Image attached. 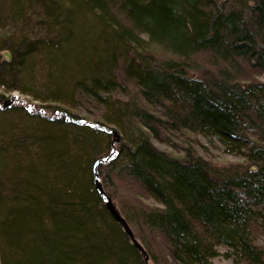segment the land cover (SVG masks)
<instances>
[{"label":"trees","instance_id":"1","mask_svg":"<svg viewBox=\"0 0 264 264\" xmlns=\"http://www.w3.org/2000/svg\"><path fill=\"white\" fill-rule=\"evenodd\" d=\"M261 76L264 0H0V90L102 112L95 126L0 94V264H210L220 247L264 264ZM199 136L243 160L199 155ZM95 174L157 205L119 206L149 262Z\"/></svg>","mask_w":264,"mask_h":264},{"label":"rangeland","instance_id":"2","mask_svg":"<svg viewBox=\"0 0 264 264\" xmlns=\"http://www.w3.org/2000/svg\"><path fill=\"white\" fill-rule=\"evenodd\" d=\"M191 73L193 76H202L203 75V71H192ZM258 80L264 81V77L261 76L258 78ZM0 94L6 95L8 100L14 98V101L12 103V105H14V106L24 107L26 105L31 110H33V111L35 110L36 113H40L41 115H45V116L47 115V117H49V116L50 117L51 116L61 117V115H62L61 112L67 111L69 114H72L73 116H75V118L81 119V121L83 120V122L90 123L91 125H95V126L98 125L97 121L102 119L101 108L97 107L93 103H89L86 101H83L80 106L73 107L69 104H58V103L54 104V103H49V102L43 103L41 101L35 100L31 95L25 94V93H23L17 89L11 90L9 92V91H5V89L1 88ZM119 96L122 98L126 97V96L120 95V94H119ZM51 105L59 106L60 109L63 111H61L60 109L58 110L56 108L54 110L51 108H48ZM103 128H105V126H103ZM109 129H111V131L115 130L120 137L119 141L114 143L113 140L116 137L113 134H111L110 140H112L113 144H119V147H120V145L125 143L124 142L125 136L121 132H119L117 128H115L113 125H111V126H109ZM179 137H180L182 143H184V140L186 141V143L189 142V140L186 136H180L179 135L177 137V139H179ZM192 137H193V139L196 138L194 135ZM198 139L200 140L199 141L200 144L196 146V152L199 155H202L203 157L210 159L211 161L221 163V162H237V161L243 160L242 157H239V156L225 152V149L220 145H213L212 146L211 144H209L208 140H206L202 136H199ZM152 142H153L154 146L157 147L161 151H165V152L171 153V154L176 155V156H181V157L184 155L182 150L179 148L171 147V146L167 145L166 143L161 142V141L156 140V139H153ZM102 175L104 176V174H102ZM103 176L100 177L101 186H102V188L106 194H107V192L108 193L110 192L111 194L113 193L115 198H112L110 195H109V197L111 198L113 203H115V205H117L118 209H120L122 207L123 203L127 202L126 196H128L129 199L136 200L138 198L139 201H145L146 204H152V205L157 206L152 199H144L143 200V198L140 195H138V192H140L139 189H137V190L135 189V191H137V193L134 194L135 191H132L128 188H125L127 186H125L124 183H121L119 181L115 182L114 186L118 185L117 188L115 189L114 187L105 184ZM122 186H124V187H122ZM138 196H140V197H138ZM119 206H121V207H119ZM129 225L135 233L137 231V229L131 223H129ZM258 243L261 245H264V236L259 237ZM219 249H220L221 255L212 259L210 264H236V262L232 258H226L223 255V253H225V251L227 250L225 247H220ZM171 264H177V263H171Z\"/></svg>","mask_w":264,"mask_h":264},{"label":"water","instance_id":"3","mask_svg":"<svg viewBox=\"0 0 264 264\" xmlns=\"http://www.w3.org/2000/svg\"><path fill=\"white\" fill-rule=\"evenodd\" d=\"M7 56H9V55L7 54ZM112 134L116 137L113 140V142L114 143L118 142L119 138H120L118 133L115 130H112ZM95 176H96L95 185H96L98 191L100 192L101 196L105 200L107 209L110 211V213L112 214L114 219L119 223V225L124 229L126 234L130 237V239L133 242V244L135 245V247L142 253V255L145 258V261L149 262V255H148L146 249L141 244V242L136 238L133 229L130 227V225L127 222V220L122 216L120 210L117 208L115 203H113L111 198L106 195L105 191L103 190V188L101 186L98 174H95Z\"/></svg>","mask_w":264,"mask_h":264},{"label":"bare ground","instance_id":"4","mask_svg":"<svg viewBox=\"0 0 264 264\" xmlns=\"http://www.w3.org/2000/svg\"><path fill=\"white\" fill-rule=\"evenodd\" d=\"M123 216V215H122ZM124 217V216H123ZM125 218V217H124Z\"/></svg>","mask_w":264,"mask_h":264}]
</instances>
